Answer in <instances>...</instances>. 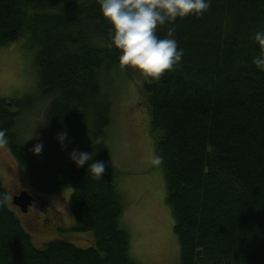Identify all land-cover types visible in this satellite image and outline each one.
I'll use <instances>...</instances> for the list:
<instances>
[{
  "label": "trees",
  "instance_id": "16d2710c",
  "mask_svg": "<svg viewBox=\"0 0 264 264\" xmlns=\"http://www.w3.org/2000/svg\"><path fill=\"white\" fill-rule=\"evenodd\" d=\"M169 28L182 60L151 80L121 68L97 0H0V48L29 37L38 79L21 100L0 98V141L34 193L73 190L71 229L93 240L37 247L0 180V264H139L120 226L121 172L105 142L119 71L141 79L138 105L164 170L181 264H264V71L253 64L264 0H211L203 15L158 25L156 35ZM73 149L103 161V178L88 175L91 161L77 167Z\"/></svg>",
  "mask_w": 264,
  "mask_h": 264
},
{
  "label": "rangeland",
  "instance_id": "374dc122",
  "mask_svg": "<svg viewBox=\"0 0 264 264\" xmlns=\"http://www.w3.org/2000/svg\"><path fill=\"white\" fill-rule=\"evenodd\" d=\"M29 45V37L22 36L0 48V98L21 100L35 92L38 82L35 50ZM119 72L113 86L116 96L112 101L111 124L105 142L113 164L121 172L116 185L126 207L120 226L130 235L129 255L139 264H181L174 216L166 203L164 170L155 162L149 119L145 108L138 105L141 79L136 75L131 80ZM0 180L8 192L9 207L23 222L37 247L54 239H66L80 247L93 243L88 234L71 229L75 225L69 210V197L73 190L66 188L51 195L34 193L23 170L1 141ZM22 190L37 194L26 213L12 202L13 196Z\"/></svg>",
  "mask_w": 264,
  "mask_h": 264
},
{
  "label": "clouds",
  "instance_id": "9594fccd",
  "mask_svg": "<svg viewBox=\"0 0 264 264\" xmlns=\"http://www.w3.org/2000/svg\"><path fill=\"white\" fill-rule=\"evenodd\" d=\"M102 15L112 25L109 47L119 50L121 68H132L143 77L159 80L166 71L178 66L183 57V49L178 48L173 37L174 28H169L165 38L156 35L157 26L173 24L176 19L189 15H203L211 0H97ZM259 54L253 57V64L264 71V31H256L253 36ZM2 135V134H0ZM61 147H66V131L57 134ZM43 143L34 146L39 155ZM94 153L73 149L69 158L77 167L88 164L87 172L94 179H102L105 163L94 160ZM159 162V158L156 159Z\"/></svg>",
  "mask_w": 264,
  "mask_h": 264
},
{
  "label": "water",
  "instance_id": "95a60500",
  "mask_svg": "<svg viewBox=\"0 0 264 264\" xmlns=\"http://www.w3.org/2000/svg\"><path fill=\"white\" fill-rule=\"evenodd\" d=\"M34 200L33 194L27 190H22L20 193L13 196L12 202L18 206L22 212L26 213Z\"/></svg>",
  "mask_w": 264,
  "mask_h": 264
},
{
  "label": "flooded vegetation",
  "instance_id": "af4514ba",
  "mask_svg": "<svg viewBox=\"0 0 264 264\" xmlns=\"http://www.w3.org/2000/svg\"><path fill=\"white\" fill-rule=\"evenodd\" d=\"M34 198H35V199H34V201H35L37 197L34 196Z\"/></svg>",
  "mask_w": 264,
  "mask_h": 264
},
{
  "label": "crops",
  "instance_id": "0c3cea01",
  "mask_svg": "<svg viewBox=\"0 0 264 264\" xmlns=\"http://www.w3.org/2000/svg\"><path fill=\"white\" fill-rule=\"evenodd\" d=\"M125 211H126V207H125Z\"/></svg>",
  "mask_w": 264,
  "mask_h": 264
}]
</instances>
